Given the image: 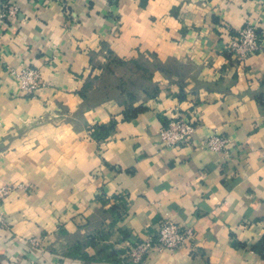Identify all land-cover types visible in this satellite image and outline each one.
Listing matches in <instances>:
<instances>
[{
	"label": "crops",
	"instance_id": "1",
	"mask_svg": "<svg viewBox=\"0 0 264 264\" xmlns=\"http://www.w3.org/2000/svg\"><path fill=\"white\" fill-rule=\"evenodd\" d=\"M6 3L0 185L29 189L0 206V264H264V50L237 60L222 36L264 32V0ZM26 66L35 97L10 73ZM176 110L199 121L192 145L161 142ZM161 220L195 238L125 258Z\"/></svg>",
	"mask_w": 264,
	"mask_h": 264
},
{
	"label": "built area",
	"instance_id": "2",
	"mask_svg": "<svg viewBox=\"0 0 264 264\" xmlns=\"http://www.w3.org/2000/svg\"><path fill=\"white\" fill-rule=\"evenodd\" d=\"M67 11L69 6L63 2ZM18 7L15 4H4L0 13V23L16 18ZM222 36L226 39V49L237 60H245L250 56L264 50V32L252 22H247L240 29L224 27ZM10 73L19 80L20 90L26 96L35 97L39 88L44 86L42 72L31 66L21 69L10 68ZM199 121L193 120L190 115L175 111L168 118L166 124L160 130L161 142L167 146H182L194 144V135L198 129ZM94 129V128H93ZM229 138L215 132L205 142V147L213 152H229ZM16 188L28 189L24 184L0 185V206L12 194ZM195 238V230L192 226H185L171 220H161L155 232L149 233L146 238L136 241L128 251L129 257L136 263L142 262L149 252L155 247L177 249L185 246Z\"/></svg>",
	"mask_w": 264,
	"mask_h": 264
},
{
	"label": "trees",
	"instance_id": "3",
	"mask_svg": "<svg viewBox=\"0 0 264 264\" xmlns=\"http://www.w3.org/2000/svg\"><path fill=\"white\" fill-rule=\"evenodd\" d=\"M94 129H95V131L98 132V131H102V130H107V127L104 125H98Z\"/></svg>",
	"mask_w": 264,
	"mask_h": 264
},
{
	"label": "rangeland",
	"instance_id": "4",
	"mask_svg": "<svg viewBox=\"0 0 264 264\" xmlns=\"http://www.w3.org/2000/svg\"><path fill=\"white\" fill-rule=\"evenodd\" d=\"M20 185V184H19ZM23 185V184H22ZM25 186H28L27 184H24ZM29 189V188H28ZM130 249H131V247L129 248V250L128 251H130ZM125 258H128V259H131L130 257H129V254H128V252L126 251V255H125ZM132 260V259H131ZM133 261V260H132Z\"/></svg>",
	"mask_w": 264,
	"mask_h": 264
}]
</instances>
